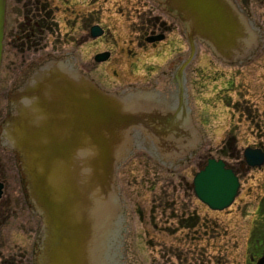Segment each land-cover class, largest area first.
<instances>
[{
    "label": "rangeland",
    "instance_id": "1",
    "mask_svg": "<svg viewBox=\"0 0 264 264\" xmlns=\"http://www.w3.org/2000/svg\"><path fill=\"white\" fill-rule=\"evenodd\" d=\"M16 1L6 0L4 27L9 29L21 21L22 8ZM215 1V17L200 20L204 26L186 17L182 23L167 19L171 23L167 40L145 48H138L135 38L141 28L151 26L157 12L139 7L136 0H87V29L98 22L106 33L98 39L88 36L80 48L65 41L68 24L59 23L62 17L73 18L63 13L67 4L57 0L52 4L58 7L55 20L61 34L54 50L75 56L103 91L139 93L145 112L122 131L127 142L114 153L117 163L111 167L103 220L107 226L95 244L101 251L99 263L247 264L260 256L264 164L250 168L242 154L247 147L264 150V0H240V8L226 4L228 0ZM69 3L75 7L80 2ZM143 9L147 15L141 18ZM45 41L50 51L53 40ZM127 49L134 51L133 56L123 52ZM3 50L0 129L9 111L7 97L20 82L24 65L16 48ZM103 50L113 52L112 60L98 65L93 57ZM182 66L178 83H172L171 75ZM3 142L0 138V145ZM209 158L223 160L240 179L232 204L220 211L210 210L193 194V178ZM0 182V264L6 258L50 264L55 257L50 252L62 251L52 250L49 216L40 207L35 209L36 218L30 215L26 205L34 204L7 145L0 147ZM34 219L39 229H31ZM252 233L262 235L251 246ZM86 257L81 264H97Z\"/></svg>",
    "mask_w": 264,
    "mask_h": 264
},
{
    "label": "water",
    "instance_id": "2",
    "mask_svg": "<svg viewBox=\"0 0 264 264\" xmlns=\"http://www.w3.org/2000/svg\"><path fill=\"white\" fill-rule=\"evenodd\" d=\"M174 2L182 5L187 21L194 20V25L204 26L200 20L206 22L209 16L215 17L212 14L215 0ZM4 13L5 0H0V61ZM101 33L98 27H92L93 37ZM158 39L160 36L151 37L149 41ZM106 57L105 53L99 54L95 60L104 61ZM9 97L13 109L2 122L0 135L3 145L15 154L32 206L36 210L40 207L49 216L46 228L51 229L52 250L60 247L62 251L58 255L50 252L51 257L55 254L50 264H81L84 258L80 260L75 251L78 240L73 245L65 236L68 229H82L76 225V222L81 224L78 209L82 196L81 181L75 173L83 171L80 176L88 178V191L97 186L108 189L112 183L111 167L117 163L114 153L127 142L122 131L145 116L138 101L141 96L139 93L131 96L105 92L62 60H49L28 74ZM242 155L250 168L264 164L263 149L247 147ZM192 185L201 203L210 210L220 211L232 204L239 180L223 160L209 158L204 168L195 174ZM61 187L65 188L64 192ZM1 188L2 184L0 194ZM54 190L62 196L59 204L53 199ZM68 193L72 197L70 202ZM46 242L48 246L47 238ZM43 264L49 262L43 261Z\"/></svg>",
    "mask_w": 264,
    "mask_h": 264
},
{
    "label": "flooded vegetation",
    "instance_id": "3",
    "mask_svg": "<svg viewBox=\"0 0 264 264\" xmlns=\"http://www.w3.org/2000/svg\"><path fill=\"white\" fill-rule=\"evenodd\" d=\"M17 1H18V6L22 8L21 13H20L21 21L20 23L17 24V26H14L10 29L7 28L6 26L4 27L3 25V39H2V50L4 49V47H7V46L16 48V50L18 51V56L24 59L23 68L21 72H19V74H21V78H20L21 80L18 83V85L15 87V89L18 88V86L22 84L26 76L32 73L35 68L41 66L42 64H44L45 62L49 60H62L72 70H75L81 74H84L88 76L91 80H93L92 76L90 75V72H91L89 71L90 69H88L86 66L84 67L83 64L78 62L75 59L76 57L73 56L70 52H67V51L60 52V51L54 50L57 47V43L59 42L58 41L59 36H61L58 23L55 20V15L57 14L56 11L58 10V7L55 5L52 6L54 0H17ZM57 1L62 5L67 4L66 8L65 9L63 8V13H65L66 11L67 13H70L73 15V18L72 19L69 18V20L67 21L66 19L64 20L63 17L59 19V23L60 24L63 23L64 27L67 26L68 24L67 31H65V35H64L65 37H69V40L67 39L65 40L67 43L69 42L76 43V45H78L80 48L82 47V45L86 44L88 36L91 39H98V38H102L105 35L106 31L100 26L98 22L95 24H91L89 28L87 29V26L85 23V20L87 18V13H86L87 0H79L80 2L79 4H74V6L78 8L77 11L75 7L69 6L71 5L69 2L72 0H57ZM73 1H78V0H73ZM228 1L229 2L226 1L227 2L226 4H230L232 5V7H236L238 4H240V0H228ZM244 1L247 3V0H244ZM12 2L15 4V0H12ZM136 3L139 7L147 8V10L149 11L153 9L154 11L157 12L155 16L153 17L154 22L151 24V26L148 28L147 27L141 28L140 33L138 32L139 34L135 38L136 46L138 48H145L147 45L156 46L161 43H164L168 38L167 33L169 32L167 31V28L169 24H171V23L168 24V20L170 19L171 21H178V22L181 21L182 23V21H184L185 19L182 5L179 4L178 2H174V0H144V1L136 0ZM237 8H240V7L237 6ZM245 8L246 7L244 8L242 7V9H245ZM5 14H6V0H5L4 24H5ZM138 15L141 18L146 16L147 15L146 9H143L142 13H139ZM145 21L146 22H144V19H143L144 24L147 25V20ZM94 26L98 27L101 30L102 32L101 35L96 36V37L92 36L91 29ZM156 36H160V39L155 40L153 42L149 41V38L156 37ZM48 37H51L53 40V44H52L53 46L52 47L50 46L51 47L50 51H47L48 47H46L45 45L46 44L45 40ZM191 43L192 42H189V47H191V53H193L192 51L193 48H192ZM42 50L43 51L46 50V51L42 53ZM124 51L127 52V55L129 57L133 56L134 54V51H132L131 49L123 50V52ZM30 53H34V55L36 56L31 58L30 55L32 54ZM103 53L107 55L106 59L104 61L97 62L95 60L96 56L99 54H103ZM112 56H113L112 51L103 50V51L96 53L93 59L96 64L100 65V64H105V63L110 62V60H112ZM181 70L183 71V66L176 72L175 76L171 75L170 81L172 79L171 81L172 83L174 81L176 84L178 83V80L182 76ZM99 88L101 87L99 86ZM118 94H122V95L130 94L131 96H133L136 93H133V92L125 93V91H121ZM7 99L9 103L8 105L9 111L8 113H6V116L9 113H11L13 109V105H12V102L10 101L9 95ZM0 147L4 149L5 145H3L2 143ZM204 166L205 165H202L200 170H202ZM226 167L230 168L227 165ZM232 170L239 179L237 170L234 168ZM0 184H2L1 194H0V200H1L2 195H3V183L0 182ZM192 188H193V185H192ZM193 194H194V190H193ZM195 198L199 202H201L196 196ZM26 207L30 215L36 218L35 208L33 206L30 207L28 203ZM261 216H264V215L261 214ZM31 229H39V225L36 219H34ZM261 233H258L257 235L252 233L253 239H251V242H250L251 246L254 244L256 238H259V236L262 235ZM35 239L38 242V234L34 236V240ZM34 240H33L32 245H33V248L34 246L36 248L38 243L34 245L35 244ZM257 242H258L257 246L261 247V250H262L260 252V256L258 257L257 255H255V257H251L249 262H247V264H264V242L263 240L261 241L257 240ZM10 262H12V264H23L22 259L19 262L12 260V259L10 260L8 258L3 260V264H11Z\"/></svg>",
    "mask_w": 264,
    "mask_h": 264
},
{
    "label": "bare ground",
    "instance_id": "4",
    "mask_svg": "<svg viewBox=\"0 0 264 264\" xmlns=\"http://www.w3.org/2000/svg\"><path fill=\"white\" fill-rule=\"evenodd\" d=\"M102 167L104 168V165H102ZM82 173V170L77 174L75 173L77 180L81 181L80 196H82V204L78 209L81 215V224L76 222V225H80L82 229H68L65 232V236L70 240L71 244L75 242L76 239L78 240V245L75 246L77 257L79 256V258H82L83 256H87L86 258L97 261V264H104L98 262L97 254L99 255L101 251L95 244L99 238L100 231L104 226H107L103 223L104 217L107 216V187L95 186V189L88 191V188H86L88 178L82 179L80 176ZM61 189L63 192L65 191L64 187H61ZM52 195L56 203L59 204V200L62 196H58L55 190L52 192ZM64 195L67 197V193H64L63 196ZM68 195L70 197L69 193ZM71 199L72 197L69 198L68 202H70Z\"/></svg>",
    "mask_w": 264,
    "mask_h": 264
}]
</instances>
